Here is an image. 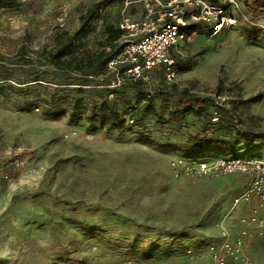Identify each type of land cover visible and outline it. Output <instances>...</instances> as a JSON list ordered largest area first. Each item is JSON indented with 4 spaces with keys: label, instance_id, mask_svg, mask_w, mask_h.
<instances>
[{
    "label": "rangeland",
    "instance_id": "rangeland-1",
    "mask_svg": "<svg viewBox=\"0 0 264 264\" xmlns=\"http://www.w3.org/2000/svg\"><path fill=\"white\" fill-rule=\"evenodd\" d=\"M9 2L0 9V264H215L209 246L233 242L252 207L234 204L246 176H185L171 161L194 135L206 140L205 158L264 160V33L250 31H264V1L241 2L238 26L217 37L203 26L181 41L175 55L188 69L177 66L173 80L155 69L148 81L108 84L109 75L92 82L87 88L108 84L122 111L127 99L133 103L127 128L112 131L89 128L84 116L55 118L18 105L49 99L56 83L71 79L34 52L52 48L61 30L74 34L96 3L88 49L99 50L123 0ZM131 10L134 18L143 14L140 4ZM11 86L30 90L19 95ZM184 89L208 98L221 121L190 112L199 105L181 95ZM149 100L158 117L143 115ZM234 117L258 134L253 141L235 133ZM148 240L159 248L144 259ZM243 257L228 264H264V234L246 236Z\"/></svg>",
    "mask_w": 264,
    "mask_h": 264
},
{
    "label": "built area",
    "instance_id": "built-area-1",
    "mask_svg": "<svg viewBox=\"0 0 264 264\" xmlns=\"http://www.w3.org/2000/svg\"><path fill=\"white\" fill-rule=\"evenodd\" d=\"M140 4L143 14L134 18L132 7ZM240 0H125L118 23L123 32L121 51L110 60L108 71L121 83L132 80H150L155 69H162L169 80L176 78V55L181 41L188 40L194 25L207 26L209 35L217 37L225 30L238 26ZM124 70L123 72L121 70ZM220 121L217 111L212 122ZM175 173L191 177H220L244 175L247 186L237 195L234 204H250L242 215L243 225L233 241L224 240L209 246L215 264H228L231 260L246 261L243 257L246 236L264 234V160L253 157L227 156L218 159L175 157L171 161Z\"/></svg>",
    "mask_w": 264,
    "mask_h": 264
},
{
    "label": "trees",
    "instance_id": "trees-1",
    "mask_svg": "<svg viewBox=\"0 0 264 264\" xmlns=\"http://www.w3.org/2000/svg\"><path fill=\"white\" fill-rule=\"evenodd\" d=\"M124 1L125 0H123V2ZM240 1L246 4L249 3V0ZM11 3L12 2H9V0H0V9L10 6ZM262 6L264 7V4ZM100 10L101 3H96L81 16L82 25L74 34H71L67 30H61L55 34V44L52 48H44L41 51L37 50L34 52L38 61H45L57 73L62 74L64 77L68 76L71 79L70 82L56 83L57 87L51 89L49 99L41 101L35 99L25 101L24 104H19L18 108L20 111L31 112L35 109L42 108L44 115L55 118L68 115L72 119H78L79 117L84 116L91 129L96 128V124L109 131L127 128L125 111L133 108V103L131 100L127 99L124 102L126 106L124 109L125 111H122L119 104L109 98L112 92L108 89V86H106L111 82L116 81L114 74L108 71V64L122 49L120 39L123 32L118 27L119 21L116 25H109L105 28L107 44L104 47L97 51L88 49L91 23L98 17ZM200 28L202 29V26L194 25L190 30L193 32ZM250 31L252 33H264V31L257 27H253ZM25 53V47H21L20 57L25 56ZM177 66H179V70L181 71L188 69L184 62H180L178 55H176L175 71ZM121 71L123 72L124 70L122 69ZM109 75H111L112 78L109 80V83L105 85V90L87 88L88 86H91V83L98 77H108ZM36 80L45 81L43 78ZM75 81H81L82 83ZM136 82L143 81L136 80ZM74 85H77L78 87H73ZM11 87L19 95H25L30 90V87L22 89L14 88L13 86ZM181 95L184 98L193 101L195 105H199L197 109L190 110V112L194 113L199 118H209L210 122L213 124V103H211L208 98H203L197 94L190 93L187 89L182 90ZM97 97H100V100H97ZM141 97L147 99L146 95H142ZM41 103H44L43 106H41ZM216 111L219 113V110ZM184 113L187 112L184 111ZM143 115L159 116L158 110L151 100H149V104L145 107ZM234 121L233 130L240 138L248 142H251L256 138L258 134L252 130L244 129L239 118L234 117ZM205 144L206 140L202 137L198 135L190 136L187 141L186 153H183L182 156L188 158H205L203 152ZM217 144L220 147L223 145L219 140L217 141ZM227 156L239 155L230 153L228 155L219 156L218 158ZM146 243L148 246L143 250L142 257L144 259H151L153 257V252L159 248V245H156V240H148Z\"/></svg>",
    "mask_w": 264,
    "mask_h": 264
},
{
    "label": "crops",
    "instance_id": "crops-1",
    "mask_svg": "<svg viewBox=\"0 0 264 264\" xmlns=\"http://www.w3.org/2000/svg\"><path fill=\"white\" fill-rule=\"evenodd\" d=\"M247 186V185H246Z\"/></svg>",
    "mask_w": 264,
    "mask_h": 264
}]
</instances>
